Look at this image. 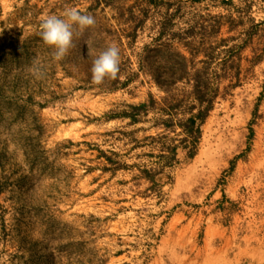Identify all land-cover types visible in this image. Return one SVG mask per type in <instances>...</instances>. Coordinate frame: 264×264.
Returning a JSON list of instances; mask_svg holds the SVG:
<instances>
[{
  "label": "rangeland",
  "instance_id": "374dc122",
  "mask_svg": "<svg viewBox=\"0 0 264 264\" xmlns=\"http://www.w3.org/2000/svg\"><path fill=\"white\" fill-rule=\"evenodd\" d=\"M73 8L96 23L57 62L40 24ZM0 264H264V0H0Z\"/></svg>",
  "mask_w": 264,
  "mask_h": 264
},
{
  "label": "clouds",
  "instance_id": "9594fccd",
  "mask_svg": "<svg viewBox=\"0 0 264 264\" xmlns=\"http://www.w3.org/2000/svg\"><path fill=\"white\" fill-rule=\"evenodd\" d=\"M96 23L91 15L76 9H67L62 16L49 15L40 24L39 35L45 45L53 50V58L59 62L74 46V37ZM120 71V49L115 44L101 51L91 68L92 83L102 84L106 79H115Z\"/></svg>",
  "mask_w": 264,
  "mask_h": 264
},
{
  "label": "trees",
  "instance_id": "16d2710c",
  "mask_svg": "<svg viewBox=\"0 0 264 264\" xmlns=\"http://www.w3.org/2000/svg\"><path fill=\"white\" fill-rule=\"evenodd\" d=\"M184 59V58H183ZM172 71L176 69V65L173 64L171 66ZM177 71V70H176ZM162 80H158L157 83L160 86L161 89H166L163 85ZM208 89L205 85V83L202 81V79H196V84L193 86V99L197 103L195 106H192L191 109L189 108V114L190 117L185 121L184 124H181V128L183 130V133L186 135V138L183 139L184 143V150L188 152V158H194L197 155L198 151V145L200 143V140L202 138V127L206 123L207 119L209 118L210 113L214 109V102H215V95L212 97L209 96ZM134 111L136 110L137 113L141 112V110H144L147 108V104H143L137 107H132ZM136 112L131 114H125V117H128L132 119L134 122L137 121V115ZM166 128H171L172 124H166ZM178 147L174 146L171 147L168 155H161V159L164 161H168L169 165H173V163H176L177 157H178ZM151 171H147V177L150 181L153 183L156 182L155 177Z\"/></svg>",
  "mask_w": 264,
  "mask_h": 264
}]
</instances>
